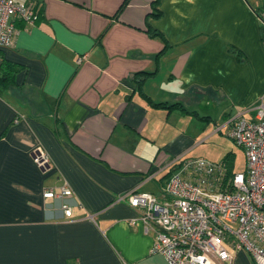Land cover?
Listing matches in <instances>:
<instances>
[{"label": "crops", "instance_id": "1", "mask_svg": "<svg viewBox=\"0 0 264 264\" xmlns=\"http://www.w3.org/2000/svg\"><path fill=\"white\" fill-rule=\"evenodd\" d=\"M31 1L34 24L16 21L13 45L0 47V62L17 67L0 84V264H168L122 196H160L191 155L196 138L172 129L175 111L206 122L216 113L214 132L225 134L231 115L253 117L264 0H126L120 12L124 0ZM37 146L46 170L32 160ZM64 182L70 217L43 196ZM220 264L252 261L238 251Z\"/></svg>", "mask_w": 264, "mask_h": 264}, {"label": "built area", "instance_id": "2", "mask_svg": "<svg viewBox=\"0 0 264 264\" xmlns=\"http://www.w3.org/2000/svg\"><path fill=\"white\" fill-rule=\"evenodd\" d=\"M37 18L31 0H0V47L13 45L16 21L32 25ZM253 109V117L238 112L223 124L245 157V170L229 178L227 188L221 187L225 163L184 156L160 196L136 188L122 196L144 228L153 230L151 252L161 254L168 264L231 262L238 251L247 252L252 264H264V94ZM31 157L42 170L51 166L41 146L32 150ZM72 195L67 182L43 192L46 198L61 199L65 217L72 215L67 200Z\"/></svg>", "mask_w": 264, "mask_h": 264}, {"label": "rangeland", "instance_id": "3", "mask_svg": "<svg viewBox=\"0 0 264 264\" xmlns=\"http://www.w3.org/2000/svg\"><path fill=\"white\" fill-rule=\"evenodd\" d=\"M215 115L216 113H214V121L206 122L175 111L168 122L172 125V129L187 131L196 138L195 146L189 156L219 162L228 151H233V173L243 171L245 168L244 152L227 134L214 132L216 125L221 122Z\"/></svg>", "mask_w": 264, "mask_h": 264}, {"label": "trees", "instance_id": "4", "mask_svg": "<svg viewBox=\"0 0 264 264\" xmlns=\"http://www.w3.org/2000/svg\"><path fill=\"white\" fill-rule=\"evenodd\" d=\"M126 0H124V2L122 3V5L119 7L117 12H120V10L122 9V7L124 6ZM156 11H158L157 13H153L155 16H158L160 14H162V12L157 9ZM117 14V13H116ZM260 17V19L262 20V22H264V9L261 10L260 12L257 13ZM150 30V29H148ZM160 34L161 36V32L157 31V30H150V35L154 36V35H158ZM17 71V67L15 66L14 63L8 62L6 60H2L0 62V84L3 85H8L11 84L9 83L11 80L13 81V78L15 76V73ZM151 73L149 72H142V73H138L135 74V77H138L137 82L139 84H141L143 82V80L145 79L146 76L150 75ZM145 98L148 99V101L154 106V107H160V108H180L182 111L184 112H188L186 109H184L182 107V105L180 103H172V104H167V103H154L152 102L147 96H145L143 93H141ZM234 153L232 151L227 152L224 157L222 158L221 162L225 163L226 166V171L224 174V178L221 181V187H228V179L232 178V176L235 174L233 173V158H234ZM179 167V163L177 164ZM178 167L176 169H178ZM176 169H174L172 172H168L167 176L171 175ZM245 170V168H244ZM243 170V171H244Z\"/></svg>", "mask_w": 264, "mask_h": 264}]
</instances>
